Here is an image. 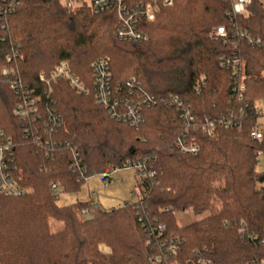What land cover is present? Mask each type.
<instances>
[{
  "label": "trees",
  "instance_id": "16d2710c",
  "mask_svg": "<svg viewBox=\"0 0 264 264\" xmlns=\"http://www.w3.org/2000/svg\"><path fill=\"white\" fill-rule=\"evenodd\" d=\"M11 1L0 0V131L14 143L8 172L25 194L0 195V264H152L157 252L147 242L156 236L148 227L159 225L166 228L161 237L183 242L181 261L205 256L214 264H247L260 256L263 248L247 236L264 237V172L257 167L264 141L250 136L254 105L264 98V2L251 0L248 14L234 16L233 0H172L143 25L149 40L134 44L115 37L114 10L94 14L87 4L71 9L61 0L11 7ZM223 27L226 37L215 38ZM224 58L231 64L221 67ZM99 59L109 61L120 98L131 97L126 82L134 78L157 99L142 108L139 127L95 102L92 64ZM63 62L88 94L77 95L68 80L49 81ZM24 93L38 99V117L16 116ZM176 98L195 126L245 104L247 116L241 129L217 123L209 137L193 131ZM54 111L62 121L51 131L46 116ZM180 138L196 141L199 152L183 154ZM73 151L83 174L74 170ZM128 161L156 171L137 184L141 200L111 210L93 198L56 203L52 184L77 193L89 177ZM187 210L204 216L180 227L176 214Z\"/></svg>",
  "mask_w": 264,
  "mask_h": 264
},
{
  "label": "built area",
  "instance_id": "2783aa9c",
  "mask_svg": "<svg viewBox=\"0 0 264 264\" xmlns=\"http://www.w3.org/2000/svg\"><path fill=\"white\" fill-rule=\"evenodd\" d=\"M49 1V0H41ZM90 4L80 3L79 0H61L68 8L76 9L79 6L87 4L94 14H99L107 12L108 10H114L117 14V24L115 27V37L120 42H128L134 44L146 43L149 40V36L143 27L144 24H151L154 22L158 15V10L160 4L170 5L172 0H89ZM20 0H12L11 7L18 4ZM251 4V0H233L232 5V15H246L248 14V7ZM225 28H218L214 32V37L223 39L226 37ZM242 37L247 39L248 36L242 34ZM254 40L249 39V43L252 44ZM10 59V58H9ZM228 59H222L221 67L230 65ZM232 67L236 70L238 75L241 71L238 61L232 63ZM12 70H4L3 74L7 75ZM92 71L94 73V89L93 95L95 102L104 107L109 115L113 118L122 121L124 123H129L132 127H139L143 122V117L141 110L143 107L150 108L154 106L158 101L155 97H152L146 94L143 91V87L136 79L132 78L126 82V86L129 88L131 95L130 98H120V89L115 88L112 85V72L110 71L109 61L106 59H99L92 64ZM44 79V75L41 76ZM64 80L70 83L71 88L77 95H82L83 93L88 94V90L85 88L82 81L79 80L74 74L70 72L68 62H63L59 64L50 74L49 81L57 82ZM194 89L197 91L201 88L202 83L201 79H196L194 82ZM16 88V85H15ZM239 91L243 92L245 90V84H239ZM178 109H181L184 112V116L190 121L194 122L195 117L190 110L185 108L184 103L178 98L174 100ZM38 99L33 98L31 93H24L20 97V100L16 104L14 112L17 117L25 118L32 117L35 118L39 116L38 108ZM248 104L240 106L237 109H229V111L221 116L217 121L215 120H204L201 123H198L196 126L193 125V131L199 127L202 132L209 137H212L216 132L217 123L223 125L225 128H237L241 129L242 122L247 116ZM256 113V125L253 127L250 136L255 141L258 142L264 141V98L257 101L254 105ZM47 124L49 129L53 131L56 127L61 124V117L53 113H48ZM27 132V129L24 130ZM67 146V145H66ZM179 149L183 154L196 155L199 152L200 146L196 141H187L184 139H178ZM14 143L6 137L3 132L0 131V195L6 196H21L25 194V191L18 185L14 177L8 172V167L12 164L13 160V151ZM68 147V146H67ZM261 153L258 154V158ZM79 154L73 151V167L74 170L79 174H83V169L80 167L78 160ZM120 169L131 170L134 172L135 177L137 178L138 183L147 182L150 179L155 178L156 171L153 170L152 166H149L145 162H131L128 161L120 167H115L110 174H104L106 176L117 173ZM88 180V179H87ZM120 183L121 180H118ZM105 187L107 185L105 184ZM51 190L56 194V201L61 194H65L56 184L51 185ZM137 195V194H136ZM95 193H90V198H95ZM138 196V195H137ZM143 197L138 196V200H141ZM89 199V198H88ZM83 215H86V211L82 212ZM142 220V219H141ZM152 234L156 236V240L150 239L147 243L153 246L156 250V254L152 256V264H214L213 261L205 256H196L191 257L187 260H179V254L183 242L178 238H164L161 237L165 232L166 228L164 225H159L157 227H148ZM240 234L244 235L245 230L240 229ZM250 243L259 248H263L262 254L257 257L251 258L247 264H264V237L258 238L255 235L247 236Z\"/></svg>",
  "mask_w": 264,
  "mask_h": 264
},
{
  "label": "rangeland",
  "instance_id": "374dc122",
  "mask_svg": "<svg viewBox=\"0 0 264 264\" xmlns=\"http://www.w3.org/2000/svg\"><path fill=\"white\" fill-rule=\"evenodd\" d=\"M264 2V0H262ZM80 3L90 4L89 0H79ZM258 170L264 172V153L259 156ZM118 180H121L119 183ZM105 184L107 187H105ZM138 181L131 170L120 169L112 175H94L88 178L77 193L61 194L56 203L60 206L72 205L79 201L85 202L90 198V193H95V201L105 210L115 209L120 206L137 202ZM204 215L198 216L190 210L178 212L176 222L178 226L185 227L190 223L202 219Z\"/></svg>",
  "mask_w": 264,
  "mask_h": 264
}]
</instances>
